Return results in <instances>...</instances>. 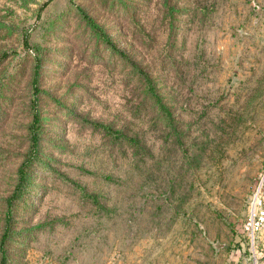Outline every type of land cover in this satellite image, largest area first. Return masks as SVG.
Returning a JSON list of instances; mask_svg holds the SVG:
<instances>
[{
  "label": "rangeland",
  "instance_id": "1",
  "mask_svg": "<svg viewBox=\"0 0 264 264\" xmlns=\"http://www.w3.org/2000/svg\"><path fill=\"white\" fill-rule=\"evenodd\" d=\"M37 62L6 264H264V0H0V239Z\"/></svg>",
  "mask_w": 264,
  "mask_h": 264
},
{
  "label": "trees",
  "instance_id": "2",
  "mask_svg": "<svg viewBox=\"0 0 264 264\" xmlns=\"http://www.w3.org/2000/svg\"><path fill=\"white\" fill-rule=\"evenodd\" d=\"M89 22L91 25H93L94 27L99 29V26L95 23V21L93 19H89ZM102 36H104V38L108 41V37L106 35H104V33H101ZM109 42V41H108ZM39 68H40V64L39 62L36 63V71H35V76L33 78L32 81V91H33V98H32V105H33V109L34 111V116L32 119V123L30 126V136H31V140H32V144L30 145V151L29 154L27 156V158L22 162V164L20 165L19 168V172H18V182L17 185L15 187V190L13 192V194L9 197V201H7V210H6V215H5V219H4V228H3V233L0 239V250H1V254H2V261L1 264H6V254H5V246L8 245L7 242H10V239L12 240L13 238H15V234H17L14 230V228H12L13 226V214L15 215V210L17 205L20 202V197L21 194L23 193V190L25 188V186L27 185V182L29 180V176H30V170L33 167V165L35 164L34 158L36 156L35 148L38 147L39 145V138L41 136V123L39 121V114L37 111V106H38V101L37 98L39 96L40 93V89H39V84H38V73H39Z\"/></svg>",
  "mask_w": 264,
  "mask_h": 264
},
{
  "label": "built area",
  "instance_id": "3",
  "mask_svg": "<svg viewBox=\"0 0 264 264\" xmlns=\"http://www.w3.org/2000/svg\"><path fill=\"white\" fill-rule=\"evenodd\" d=\"M248 217L243 223V231L251 244L261 239L264 243V175L258 181L249 203Z\"/></svg>",
  "mask_w": 264,
  "mask_h": 264
}]
</instances>
